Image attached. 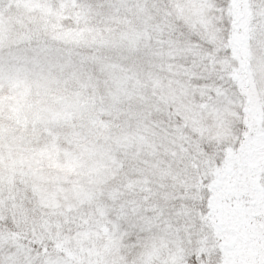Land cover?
<instances>
[{"label":"rangeland","instance_id":"374dc122","mask_svg":"<svg viewBox=\"0 0 264 264\" xmlns=\"http://www.w3.org/2000/svg\"><path fill=\"white\" fill-rule=\"evenodd\" d=\"M167 5L0 0V264H177L208 244L197 196L215 165L198 139L247 146L244 67L264 130V11L247 0L239 54L238 0ZM167 13L213 57L162 31ZM254 187L264 201V177ZM21 233L63 240L62 257L30 255Z\"/></svg>","mask_w":264,"mask_h":264},{"label":"trees","instance_id":"16d2710c","mask_svg":"<svg viewBox=\"0 0 264 264\" xmlns=\"http://www.w3.org/2000/svg\"><path fill=\"white\" fill-rule=\"evenodd\" d=\"M155 1L159 13L162 6L170 9L167 0ZM246 2L247 0H238V13L233 15L231 21L232 33L237 29L242 34L239 44L235 45V50L239 54L243 52L242 47L247 43L252 23L258 21L257 14L249 5H245ZM261 7L264 11V0ZM169 13L164 22L166 28L162 31H167L173 39L181 40L186 48L202 49V58L208 56L205 51L210 52L213 57L215 44L205 37L203 39L196 37ZM203 41L207 45L206 49L202 46ZM223 51L228 53L230 48L224 46ZM246 72L247 69L244 67L242 70L244 82H246ZM244 82L239 90L244 99L245 110L243 126L245 133L242 137L245 140L250 137V140L247 146L240 143L238 147L232 149L205 143V140L199 136L202 154L206 155L212 166L215 165L211 171L205 170L208 175L201 179L200 193L197 196L198 202L204 205L203 210L206 211V215L210 216L209 223L206 224L210 229L209 242L204 248L199 249L198 253L182 259L177 264H264V201L254 187L264 177V130L259 129L257 119L248 110L253 106L254 100L251 102L252 87L246 86ZM1 228L10 233L19 230L10 222L3 224ZM241 234L246 236L245 244L239 241L238 237ZM16 241L19 247L43 261L47 258L62 257L64 250L63 240L47 236L39 240L33 235L21 233ZM231 245V256H228L225 251L230 249Z\"/></svg>","mask_w":264,"mask_h":264}]
</instances>
